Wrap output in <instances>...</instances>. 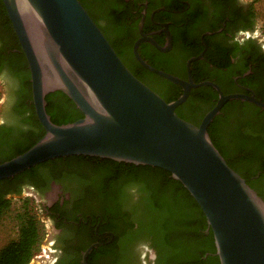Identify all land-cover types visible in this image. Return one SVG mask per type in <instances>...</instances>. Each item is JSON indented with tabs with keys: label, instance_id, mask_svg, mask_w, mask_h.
<instances>
[{
	"label": "flooded vegetation",
	"instance_id": "obj_1",
	"mask_svg": "<svg viewBox=\"0 0 264 264\" xmlns=\"http://www.w3.org/2000/svg\"><path fill=\"white\" fill-rule=\"evenodd\" d=\"M82 2L127 67L166 101L178 100L186 86L158 71L186 85L199 84L190 85L187 98L176 107L182 118L200 125L221 93L246 96L227 100L208 131L239 173L252 182L258 193L264 194V179H259V172L252 174L254 167L239 150V145H246L252 137L264 147V106L251 99L264 103V42L258 36L251 3ZM203 82L214 83L219 89L210 83L200 84ZM0 84L4 93L0 114V162H3L45 130L36 114L29 63L3 0H0ZM57 104L54 98L52 107L48 102L46 108L49 105L52 112H58ZM92 165L95 164L49 163L0 180V207L14 198L26 201L33 197L37 201L35 216L45 227L40 244L48 253L41 254L32 264H84L83 253L95 242L99 244L88 254V263L106 262L108 256L99 247L109 246L115 235L106 229L105 211L117 206L129 212L140 196L138 189L127 186V202L119 204L109 197L116 194V189L109 190L106 171H96ZM102 189L110 195L101 194ZM5 218V213L0 212L1 226L6 223ZM20 222L19 219L16 222L18 230ZM136 253L137 264H157V252L150 243L140 242Z\"/></svg>",
	"mask_w": 264,
	"mask_h": 264
},
{
	"label": "water",
	"instance_id": "obj_2",
	"mask_svg": "<svg viewBox=\"0 0 264 264\" xmlns=\"http://www.w3.org/2000/svg\"><path fill=\"white\" fill-rule=\"evenodd\" d=\"M3 1L29 63L45 132L29 149L0 162V180L71 155L161 167L202 208L221 264H264V199L228 164L208 131L227 100L246 96L221 93L200 125L193 124L176 107L190 85L199 84L158 71L186 86L178 100L166 101L127 67L80 0ZM54 91L68 95L84 116L54 123L46 110V96ZM98 244L84 251V264Z\"/></svg>",
	"mask_w": 264,
	"mask_h": 264
},
{
	"label": "trees",
	"instance_id": "obj_3",
	"mask_svg": "<svg viewBox=\"0 0 264 264\" xmlns=\"http://www.w3.org/2000/svg\"><path fill=\"white\" fill-rule=\"evenodd\" d=\"M82 4L84 5L83 2ZM251 9L257 20L252 3ZM54 98L58 100L59 108L55 113L48 107H52ZM46 100L49 102L46 110L56 124L72 122L84 116L74 101L62 91L47 94ZM44 132L45 130L30 144L6 158L10 159L29 149ZM209 134L228 164L239 172L229 161L227 153L219 148L214 136L210 132ZM246 145H239L242 156L254 167L252 174L259 172V179H264V147L254 137L249 138ZM49 163L80 166L94 163V170L106 171L104 177L108 178L109 190L114 192V188L116 189V194L110 195L103 189L105 193L101 194H109L119 204L127 202V186L138 189L140 199L135 201L134 208L129 212L117 206L107 210L105 208V226L114 232L115 238L106 248L99 247L100 252L108 256L104 264H137V245L142 241L150 243L157 252V264H221L216 253L213 231L202 208L188 189L169 171L157 166L86 155L57 157L25 171ZM246 180L253 187L252 182ZM258 194L264 197L262 192ZM28 203V200L24 201L25 209L19 214L21 222L17 236L0 247V264H29L40 247L45 227L30 212ZM10 208L11 202H5L0 207V212L6 214Z\"/></svg>",
	"mask_w": 264,
	"mask_h": 264
},
{
	"label": "rangeland",
	"instance_id": "obj_4",
	"mask_svg": "<svg viewBox=\"0 0 264 264\" xmlns=\"http://www.w3.org/2000/svg\"><path fill=\"white\" fill-rule=\"evenodd\" d=\"M247 2L252 3L256 15H257V27L259 31L261 32L262 36L264 37V0H245ZM3 100H4V93L2 86L0 84V114L3 108ZM29 201L28 203V209L31 213L34 215L38 211L37 209V201L35 198L30 197L27 199ZM24 198H14L11 201V208L9 211L5 214V220L6 223H3V225H0V247H2L6 242H8L10 239L15 238L18 234V224L16 223L19 219V214L24 211ZM11 221V222H10ZM44 226V225H43ZM42 241V240H41ZM41 243V242H40ZM44 254L48 253V250L46 252H43L41 250V244L36 252V254ZM39 258L37 256H34L33 260L29 264H32L36 261H38Z\"/></svg>",
	"mask_w": 264,
	"mask_h": 264
},
{
	"label": "built area",
	"instance_id": "obj_5",
	"mask_svg": "<svg viewBox=\"0 0 264 264\" xmlns=\"http://www.w3.org/2000/svg\"><path fill=\"white\" fill-rule=\"evenodd\" d=\"M41 250L43 251V252H46L47 251V249L45 248V247H43V246H41ZM42 254V253H41ZM41 254H36L35 253V255L34 256H37V258L41 255ZM44 254H46V253H44ZM34 258V257H33ZM33 258H32V260H33Z\"/></svg>",
	"mask_w": 264,
	"mask_h": 264
}]
</instances>
